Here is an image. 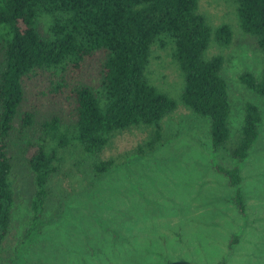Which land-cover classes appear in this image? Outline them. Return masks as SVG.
<instances>
[{"label":"trees","instance_id":"obj_1","mask_svg":"<svg viewBox=\"0 0 264 264\" xmlns=\"http://www.w3.org/2000/svg\"><path fill=\"white\" fill-rule=\"evenodd\" d=\"M235 1L240 30L261 53L259 77L246 71L237 81L264 100V0ZM210 37L227 45L231 33L225 25L211 29L197 0H0V246L18 197L17 164L31 189L29 216L7 264L47 222L41 217L47 184L62 150L97 156L116 133L132 128L145 138L125 156L138 159L162 144L161 120L176 103L146 78L152 45L172 44L183 83L179 103L207 120L211 150L235 162L214 169L234 188L232 203L243 213L237 164L258 136L261 113L244 103L240 127L230 134L222 58L204 56ZM121 158L96 161L93 176Z\"/></svg>","mask_w":264,"mask_h":264},{"label":"rangeland","instance_id":"obj_2","mask_svg":"<svg viewBox=\"0 0 264 264\" xmlns=\"http://www.w3.org/2000/svg\"><path fill=\"white\" fill-rule=\"evenodd\" d=\"M236 6L235 0H197L211 29L225 25L231 33L227 45L210 37L204 51L222 58L230 134L240 127L244 103L261 113L258 136L237 164L243 213L232 203L234 188L214 169L235 162L211 150L207 120L179 103L183 83L172 44L152 45L146 78L176 103L161 120L162 144L138 159L125 156L145 138L132 128L116 133L97 156L62 150L47 184L41 216L47 222L13 264H264V100L237 81L246 71L259 77L261 53L240 30ZM118 156L129 158L93 176V163ZM14 181L18 197L0 264L13 259L29 216V175L18 164Z\"/></svg>","mask_w":264,"mask_h":264}]
</instances>
